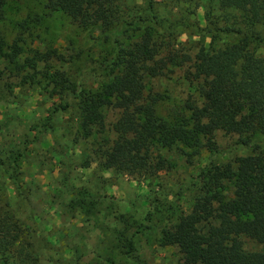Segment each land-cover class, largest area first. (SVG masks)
Instances as JSON below:
<instances>
[{"label":"rangeland","instance_id":"374dc122","mask_svg":"<svg viewBox=\"0 0 264 264\" xmlns=\"http://www.w3.org/2000/svg\"><path fill=\"white\" fill-rule=\"evenodd\" d=\"M219 2L214 9L220 18ZM192 7H196V22L203 27V7ZM182 32L180 40L192 46V55L209 44V39L202 42L192 30ZM0 34L7 54L14 44L21 46L19 66H25L26 58L35 60L34 53L53 51L44 63L69 79V84L54 86L42 77V62H38L39 71L26 67L16 71L7 59L0 60V148L23 155L17 184L7 179L9 174L0 176L4 186L0 198L8 199L15 217L27 228L36 263L185 264L177 247L161 245L162 230L177 223V214L169 207L179 200V209L188 211L207 180L201 170L233 163L254 148L264 152V135L254 136L252 148H244L237 135L217 131L213 137L217 153L212 156L207 140L197 136L196 141L188 132L190 112L185 103L198 100L200 83L192 75V64L169 67L163 76L148 81L160 99L156 114L170 130L156 144L153 163L157 169L144 177L117 175L109 153L116 138L112 126L120 112L104 108L103 128L93 127L85 137L78 131V102L66 96L69 88L96 89L106 79L108 71L98 64L109 45L61 12L46 9L41 0H0ZM132 36L128 33L121 39L128 43ZM257 54L264 57V47ZM66 102L71 107L54 112ZM222 186L223 198H230L229 183ZM139 225L142 229L133 237L134 251L126 254L125 240ZM241 241L247 251L261 249L253 240L244 237Z\"/></svg>","mask_w":264,"mask_h":264},{"label":"trees","instance_id":"16d2710c","mask_svg":"<svg viewBox=\"0 0 264 264\" xmlns=\"http://www.w3.org/2000/svg\"><path fill=\"white\" fill-rule=\"evenodd\" d=\"M41 1L46 9L61 12L109 45L98 64L108 71L106 79L96 89L69 88L66 96L78 102V131L85 137L93 127L103 128L104 108L120 112L112 126L116 138L109 153L117 175L144 177L157 169L153 153L170 130L156 114L160 99L148 81L163 76L169 67L192 64V75L200 83L198 100L185 103L190 112L188 132L196 141L197 136L205 138L212 156L217 153L213 142L217 131L237 135L244 148H252L254 136L264 135V57L257 54L264 47V0H220V18L214 9L217 0H197L196 4L192 0H141V4L134 0ZM200 5L203 27L196 22V7H192ZM184 29L192 30L202 42L209 39L208 46L203 44L192 55V46L180 40ZM128 33L135 36L125 43L121 37ZM21 52V46L14 44L7 54L0 34V60L7 59L16 71L22 67L39 71L38 62H48L55 53H34L35 60L26 58L25 66H19ZM44 65L40 71L48 83L69 84L64 72ZM69 107L66 102L54 112ZM254 149L233 163L202 169L207 180L188 211L179 209V200L169 207L176 212L177 223L162 230L161 245L177 247L185 264H264V152ZM21 158L22 151L0 148V176L9 174L7 179L16 183ZM225 181L230 185V198H223ZM0 187L4 190L3 184ZM141 229L139 225L125 240L126 254L134 251L133 237ZM244 237L261 249L245 250ZM29 239L8 199L0 198V264H37Z\"/></svg>","mask_w":264,"mask_h":264}]
</instances>
